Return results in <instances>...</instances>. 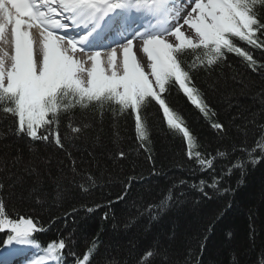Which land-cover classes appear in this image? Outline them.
I'll return each instance as SVG.
<instances>
[{"label":"trees","instance_id":"obj_1","mask_svg":"<svg viewBox=\"0 0 264 264\" xmlns=\"http://www.w3.org/2000/svg\"><path fill=\"white\" fill-rule=\"evenodd\" d=\"M233 40L258 61L256 71L232 53L211 68L191 70L214 115L203 117L175 85L164 94L198 138L192 151L212 157V169L201 170L188 158L182 136L166 126L154 103L142 109L149 128L143 147L132 115L115 105L71 109L79 134L64 135L62 115L64 149L18 139L12 121L0 118V197L12 215L45 226L34 234L41 245L71 240L79 257L95 244L93 264H138L146 249L157 246L154 264H264V158L246 165L243 175L238 168L227 171L246 159L240 149L252 148L264 127V48ZM213 177L220 178L216 188L208 186ZM169 192L166 208L147 210ZM5 240L0 232V245ZM73 260L67 255L65 264Z\"/></svg>","mask_w":264,"mask_h":264},{"label":"snow or ice","instance_id":"obj_2","mask_svg":"<svg viewBox=\"0 0 264 264\" xmlns=\"http://www.w3.org/2000/svg\"><path fill=\"white\" fill-rule=\"evenodd\" d=\"M233 38L264 48V0H0V118L12 121L18 139L64 149L62 115L67 116L64 135L79 134L82 127L73 124L71 109L115 105L120 114L130 112L143 147L149 128L142 109L154 103L166 126L182 136L188 158H195L201 170L212 169V157L192 151L198 138L164 94L175 85L203 117L214 115L191 70L211 68L232 53L256 71L258 61ZM210 126L224 128L218 122ZM240 151L246 159L234 161L228 174L238 168L243 175L246 165L264 158V127L254 146ZM118 156L123 159L125 153ZM219 179L213 177L208 186L216 188ZM170 200L171 192L147 210L159 212ZM44 227L31 217L13 216L0 197L3 243L29 246V264H65L67 255L74 257L73 264H93L95 244L77 257L69 248L71 240L41 245L34 234ZM157 256L158 246L146 249L138 264H154Z\"/></svg>","mask_w":264,"mask_h":264},{"label":"rangeland","instance_id":"obj_3","mask_svg":"<svg viewBox=\"0 0 264 264\" xmlns=\"http://www.w3.org/2000/svg\"><path fill=\"white\" fill-rule=\"evenodd\" d=\"M185 28H186V26H185ZM182 30H184V29H182ZM189 34H190V33H189ZM170 39H172V38H170ZM145 70H146V71H149V69H148V68H146Z\"/></svg>","mask_w":264,"mask_h":264},{"label":"bare ground","instance_id":"obj_4","mask_svg":"<svg viewBox=\"0 0 264 264\" xmlns=\"http://www.w3.org/2000/svg\"><path fill=\"white\" fill-rule=\"evenodd\" d=\"M9 50L11 51V48L9 47ZM143 59H146V58H143Z\"/></svg>","mask_w":264,"mask_h":264}]
</instances>
